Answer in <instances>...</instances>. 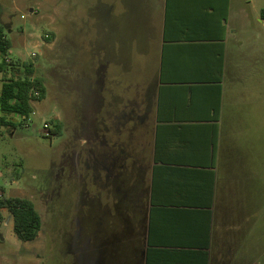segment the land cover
<instances>
[{
    "label": "crops",
    "instance_id": "crops-1",
    "mask_svg": "<svg viewBox=\"0 0 264 264\" xmlns=\"http://www.w3.org/2000/svg\"><path fill=\"white\" fill-rule=\"evenodd\" d=\"M255 4L94 0L93 71L75 76L88 34L66 1L64 86L87 93L81 168L98 191L106 178L118 184L116 225L97 230L112 254L131 246L121 264L136 252L141 264H262L264 9Z\"/></svg>",
    "mask_w": 264,
    "mask_h": 264
},
{
    "label": "rangeland",
    "instance_id": "rangeland-1",
    "mask_svg": "<svg viewBox=\"0 0 264 264\" xmlns=\"http://www.w3.org/2000/svg\"><path fill=\"white\" fill-rule=\"evenodd\" d=\"M66 1L0 0V27L11 43L6 57L8 71L0 73V91L4 81L14 75L25 76L27 68L33 70V79L41 80L46 89L45 99L33 102L34 113L30 119L13 116L15 126L0 129L1 198H23L33 202L42 220L40 240L43 245L39 248V240L19 241L13 230L12 216L4 210L0 213V221H8V226L0 225V236L6 239L3 243L0 238V264H13L1 258L13 259L16 253H21L20 264H113L112 260L114 264H121L124 258L127 260L125 256L131 247L118 251L124 253V258H119L118 253H110L109 239L99 241L98 226L104 224L111 229L116 225L111 221L116 208L112 205L111 189L118 188V184L106 178L105 184L102 183L106 189L98 191L95 180L81 168L82 156L89 151L81 140L83 132L80 129L87 93L82 84H75L71 94L64 86ZM255 1L259 13L264 9V0ZM71 2L69 14L78 20L80 27L86 26L84 37L88 34V42H83L88 47L80 54L84 61L80 58L73 73L82 69L89 75L94 65V58L90 59L94 27L90 26L88 31L87 23L91 24L90 10L94 0ZM124 178L130 179V176L124 174ZM85 199L92 201L87 205ZM98 205H102L108 217L101 224L96 218ZM137 243L141 245L136 237ZM136 245L135 249L139 248ZM26 250H31L29 257L25 256ZM132 261V264H141L138 252L133 253Z\"/></svg>",
    "mask_w": 264,
    "mask_h": 264
},
{
    "label": "trees",
    "instance_id": "trees-1",
    "mask_svg": "<svg viewBox=\"0 0 264 264\" xmlns=\"http://www.w3.org/2000/svg\"><path fill=\"white\" fill-rule=\"evenodd\" d=\"M11 50V43L0 27V73L8 71L6 57ZM46 89L39 79H33V70L26 69L25 76L4 81L0 91V129L14 127L13 116L23 120L30 119L34 113L33 102L45 99ZM7 210L14 223L17 239L24 243L35 241L42 228V220L33 202L23 198H1L0 211ZM0 220L2 216L0 214Z\"/></svg>",
    "mask_w": 264,
    "mask_h": 264
},
{
    "label": "built area",
    "instance_id": "built-area-1",
    "mask_svg": "<svg viewBox=\"0 0 264 264\" xmlns=\"http://www.w3.org/2000/svg\"><path fill=\"white\" fill-rule=\"evenodd\" d=\"M1 197H2V196L0 195V198H1ZM3 211H4V210L0 211V213L3 212Z\"/></svg>",
    "mask_w": 264,
    "mask_h": 264
}]
</instances>
